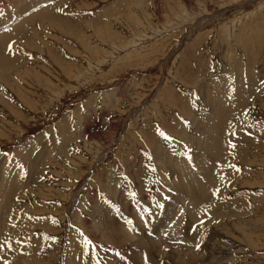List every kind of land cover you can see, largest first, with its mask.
<instances>
[{
  "label": "rangeland",
  "instance_id": "rangeland-1",
  "mask_svg": "<svg viewBox=\"0 0 264 264\" xmlns=\"http://www.w3.org/2000/svg\"><path fill=\"white\" fill-rule=\"evenodd\" d=\"M12 177L5 264H264V0H0Z\"/></svg>",
  "mask_w": 264,
  "mask_h": 264
},
{
  "label": "bare ground",
  "instance_id": "bare-ground-1",
  "mask_svg": "<svg viewBox=\"0 0 264 264\" xmlns=\"http://www.w3.org/2000/svg\"><path fill=\"white\" fill-rule=\"evenodd\" d=\"M15 15V14H14ZM162 18V17H161ZM22 22V21H21ZM18 23V22H17ZM23 23V22H22ZM4 81V80H3ZM202 138H204V137H202ZM203 140V139H202ZM215 145V144H214ZM201 149V148H200ZM202 152V151H201ZM196 155V154H195ZM199 155L197 154V156L196 157H194L193 159H194V164L197 162V161H199V157H198ZM228 158V157H227ZM192 159V158H191ZM206 160H208V159H206ZM204 159H203V161H202V163H204ZM209 161V160H208ZM193 162V161H192ZM204 164H207V163H204ZM223 164V163H222ZM193 166H195V165H193ZM186 167H187V165H186ZM196 167V166H195ZM191 168V167H190ZM200 168V167H199ZM213 168V167H212ZM208 169V167L206 168V170ZM222 169V168H221ZM193 170H194V168H193ZM199 170V169H198ZM212 170H214V169H212ZM211 170V171H212ZM197 171V170H196ZM195 172V171H194ZM187 173V172H186ZM214 173V172H213ZM61 174V173H60ZM184 175V174H183ZM214 175H215V173H214ZM192 176H193V173H192ZM194 176H195V174H194ZM178 179H180V181H188V179H184L183 177H177ZM192 178V177H191ZM194 178V177H193ZM210 178V177H209ZM212 178V180H213V178L214 177H211ZM12 179L13 180H10V182H9V186H11L12 187V185H13V187H14V177H12ZM193 180V179H192ZM218 180V179H217ZM189 181H190V179H189ZM208 181H209V179H208ZM216 181V180H215ZM219 181V180H218ZM194 182L196 183L197 181H195V179H194ZM193 182V183H194ZM217 182V181H216ZM29 183V182H28ZM211 183H214V182H211ZM209 184V183H208ZM207 184V185H208ZM205 185V184H204ZM203 185V186H204ZM188 186V185H187ZM187 186L185 185V184H183V183H178V188L179 189H181L180 190V192H185V190H186V192H185V195H184V198H185V196H187V199L189 198V200H191V201H193V203H194V199L195 198H198L199 200H201L202 201V198L203 197H206L205 196V193H207L208 194V192H206L205 190V192L201 195H199V193H198V195L199 196H197V194H196V191H195V189L194 188H192V187H189L188 186V188H187ZM214 186V185H213ZM215 186H217V185H215ZM214 186V187H215ZM7 188V190H6V192H7V198L5 199V200H3V201H1L0 202V210L4 207V213H2L1 211H0V214L1 215H3V216H7L6 218H10V212H11V209H12V207H13V204L11 203V201H10V199H9V195H11V193H13L14 191H15V188ZM199 187V186H198ZM214 187L211 189V191L213 192L214 191ZM178 188H176V189H178ZM206 188H208V187H206ZM205 188V189H206ZM210 188V187H209ZM45 189V188H44ZM175 189V190H176ZM204 189V188H203ZM202 189V190H203ZM25 190V189H24ZM39 190L40 189H38V190H27V191H25V195H29V194H32V199L34 200V199H38V198H36V196H37V194H39L40 192H39ZM42 191H43V189H41ZM210 189H208V191H209ZM13 191V192H12ZM41 191V192H42ZM44 191H47V190H44ZM200 192H201V189L199 190ZM175 192H178V190L177 191H175ZM28 193V194H27ZM210 193V192H209ZM42 195H43V193H41ZM177 195V194H176ZM180 196H182L181 194H179ZM47 196V195H46ZM208 196V195H207ZM38 197H40V196H38ZM207 198V197H206ZM179 199V198H178ZM186 199V200H187ZM196 201V200H195ZM210 201V200H209ZM209 201H208V203H209ZM198 202V201H197ZM203 202V201H202ZM205 202H207V201H205ZM217 202V201H216ZM189 203H192V202H190L189 201ZM199 203H201V202H199ZM171 204V203H170ZM166 205V204H165ZM172 205V204H171ZM192 207H191V206ZM190 205H187V209L188 210H190V212H191V214H192V212H195V214H197V212H198V209H197V207H196V204L194 205V204H190ZM214 205V204H213ZM26 206V205H25ZM29 206V205H28ZM31 206V205H30ZM170 206V205H169ZM201 206H203V204L201 205ZM168 207V206H167ZM166 207V208H167ZM171 207V206H170ZM172 208V207H171ZM169 210V209H168ZM173 210V209H172ZM202 210V209H201ZM209 210V209H208ZM180 212V211H179ZM163 213V220L165 221V219L168 217V215H166V214H164L165 212L163 211L162 212ZM161 213V214H162ZM174 213V212H173ZM199 213V212H198ZM169 214V213H168ZM175 214H177L176 215V217H175ZM174 215H172V219H171V225H170V223H169V227H171V231H168V232H170L169 234H172V232H174V230H177V231H175V232H180L181 230H182V228H181V220H183V219H185V217H184V215H183V213L181 214V213H178V211H176V213H175ZM185 214V213H184ZM157 215H158V213H157ZM206 215V214H205ZM2 216V217H3ZM159 216H160V214H159ZM180 216V217H179ZM46 217V216H45ZM10 221H11V223L12 224H14L12 227H16V221H12L11 220V218H10ZM170 222V221H169ZM5 223V222H4ZM161 223H163V221L161 220ZM1 226V225H0ZM167 226V225H166ZM21 227V226H20ZM162 227V226H161ZM185 227V226H184ZM151 229V228H150ZM162 229H163V227H162ZM174 229V230H173ZM181 229V230H180ZM185 229V228H184ZM157 230V229H156ZM155 230V231H156ZM168 230H169V228H168ZM178 230H180V231H178ZM3 231L5 232L4 234L0 231V260L3 258H10L9 256H13L14 254L16 255V251L18 252V254L20 253V251H18L17 250V248L18 247H20V246H14V247H10V239L8 240V237L10 236V234L6 231V229L4 230L3 229ZM161 232V231H160ZM167 232V231H166ZM159 233V232H158ZM197 233V232H196ZM143 234V233H142ZM163 234H165V233H163ZM162 234V235H163ZM143 235H145V234H143ZM148 235V234H147ZM150 235V234H149ZM154 235V234H153ZM180 235H182L183 236V233L181 232V234ZM179 235V236H180ZM140 236V235H139ZM155 236V235H154ZM169 236H171V235H169ZM11 237V236H10ZM148 237H150V236H148ZM176 239H178V238H180V237H178L177 235H176ZM183 237H185V236H183ZM129 239H130V237H128ZM133 239V238H132ZM142 239V238H141ZM13 240V239H12ZM151 240H153L152 238H151ZM159 240H161V239H159ZM193 240V239H192ZM15 241V240H14ZM17 241V240H16ZM154 241H156V240H154ZM13 242V241H12ZM28 242V241H27ZM44 242V241H43ZM159 242V241H158ZM25 243V242H24ZM30 243V242H29ZM15 245H16V243H15ZM20 245H21V243H20ZM22 246H24V245H22ZM35 245L32 243V244H30V245H28V253H34V254H36V256H37V251L39 250L38 248H35L34 247ZM189 246V245H188ZM10 247V248H9ZM24 247H26V246H24ZM143 247V246H142ZM190 248H191V246H190ZM11 249V250H10ZM30 249H33V251H31ZM9 250H10V252H9ZM15 250V251H14ZM36 252V253H35ZM34 254H32L33 256H34ZM209 255V254H208ZM23 256V255H22ZM154 256V255H153ZM156 256V255H155ZM154 256V257H155ZM21 257V256H20ZM32 257V256H31ZM196 257V256H195ZM27 258V257H26ZM29 258V257H28ZM156 258H158V260H159V257H157L156 256ZM2 259V260H3ZM4 259V263H2V264H5V262H6V260ZM11 259V258H10ZM9 259V260H10ZM24 259V258H23ZM22 259V260H23ZM208 259V258H207ZM29 260V259H28ZM32 260V259H31ZM151 260V259H150ZM153 260H155V259H153ZM157 260V259H156ZM0 262H2V261H0ZM7 262H9L8 260H7ZM25 262V261H24ZM190 262V261H189ZM193 262V261H192ZM1 264V263H0ZM157 264V263H156Z\"/></svg>",
  "mask_w": 264,
  "mask_h": 264
},
{
  "label": "snow or ice",
  "instance_id": "snow-or-ice-1",
  "mask_svg": "<svg viewBox=\"0 0 264 264\" xmlns=\"http://www.w3.org/2000/svg\"><path fill=\"white\" fill-rule=\"evenodd\" d=\"M160 134L162 136H164L165 139H171V137H169L165 132L161 131ZM233 147H235V145H233ZM133 196H135V193H132ZM132 222L129 221V224H131ZM84 243H85V246L87 247L88 245H90L92 242L90 240H88L86 237H85V240H84Z\"/></svg>",
  "mask_w": 264,
  "mask_h": 264
}]
</instances>
